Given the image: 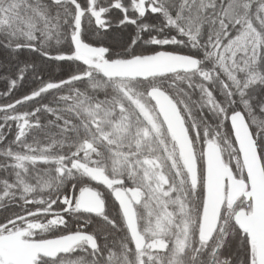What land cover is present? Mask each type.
<instances>
[{
	"label": "snow or ice",
	"instance_id": "snow-or-ice-1",
	"mask_svg": "<svg viewBox=\"0 0 264 264\" xmlns=\"http://www.w3.org/2000/svg\"><path fill=\"white\" fill-rule=\"evenodd\" d=\"M0 264H264V0H0Z\"/></svg>",
	"mask_w": 264,
	"mask_h": 264
}]
</instances>
